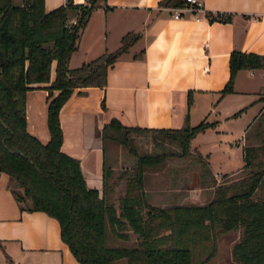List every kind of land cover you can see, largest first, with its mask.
<instances>
[{"label": "trees", "instance_id": "trees-1", "mask_svg": "<svg viewBox=\"0 0 264 264\" xmlns=\"http://www.w3.org/2000/svg\"><path fill=\"white\" fill-rule=\"evenodd\" d=\"M96 1L64 0L45 8L43 0H0V170L11 178L14 196L18 201L29 199L28 208L53 215L59 236L84 264H201L214 252L215 237L239 226L237 238L229 245L235 264H264L263 140L242 146L247 168L232 179L216 182L206 161L197 158L198 183L213 184L208 199L166 204L147 199L144 183L149 169L161 168L169 155L189 154L190 138L215 120L201 118L190 124L186 117L179 126H145L110 116L101 127L104 160L100 190L86 183L78 157L60 147L58 113L62 103L76 86L103 84L108 65L139 36L138 31L127 30L116 47L69 65V56ZM184 2L158 0L170 7ZM206 12L208 18L229 16L225 11L224 15ZM241 66H264V52L232 48L220 93L232 90L234 73ZM32 86L47 88L49 137L45 141L26 127L25 92ZM145 131L158 143L168 140L179 147L144 148L135 133ZM118 150L132 154L133 163L116 208L106 187L111 171L108 161ZM196 252L203 256L196 258Z\"/></svg>", "mask_w": 264, "mask_h": 264}, {"label": "crops", "instance_id": "crops-1", "mask_svg": "<svg viewBox=\"0 0 264 264\" xmlns=\"http://www.w3.org/2000/svg\"><path fill=\"white\" fill-rule=\"evenodd\" d=\"M63 1L43 3L50 8ZM201 1L199 17L187 10L174 16L172 8L158 0H97L92 7L69 65L116 47L127 30L139 36L108 65L103 84L74 87L59 108L60 147L78 157L88 185L101 189V127L112 115L126 124L145 126H179L186 117L190 124L201 118L215 120L190 138L193 154L187 155L202 157L216 182L244 167L246 133L264 109V66L237 68L232 90L219 89L228 76L232 48L264 52V0ZM205 10L229 16L207 18ZM53 66L54 61L51 77ZM46 92L43 86L25 92L26 127L42 141L49 137ZM253 101L258 103L252 109ZM209 114L212 118L206 117ZM241 114L246 119L235 131L231 124ZM209 133L214 138L204 145ZM108 162L115 166L114 159ZM192 173L198 182V172ZM10 183L9 175L0 170V264H84L59 236L57 219L28 208L29 199L18 201ZM202 186L191 190L202 192Z\"/></svg>", "mask_w": 264, "mask_h": 264}, {"label": "rangeland", "instance_id": "rangeland-1", "mask_svg": "<svg viewBox=\"0 0 264 264\" xmlns=\"http://www.w3.org/2000/svg\"><path fill=\"white\" fill-rule=\"evenodd\" d=\"M19 1V0H18ZM253 97V96H252ZM258 102L253 101L252 109ZM251 109V111H252ZM212 118L211 114L206 116ZM246 115L241 114L239 120L233 125L234 130L238 129L240 121H243ZM199 119V118H197ZM226 124V123H225ZM222 123V126L225 125ZM260 134L254 132L258 127ZM237 133V132H235ZM214 136V135H213ZM211 133L204 136V145H209L214 138ZM136 141L144 148L158 150L162 146L177 149L179 146L173 141H164L163 144L155 141V138L149 131L135 133ZM264 141V112L261 118L256 117L252 121L251 126L246 133V142H258ZM193 154V152H190ZM113 156V155H112ZM115 166L111 168L110 174L107 178L106 192L111 202L117 208L118 206V194L124 190L125 180L132 171L133 155L118 150L115 153L114 158ZM247 167H243L230 176H221L219 181L227 180V178H235L246 171ZM200 169L199 159H195L189 155H169L165 158L164 165L161 168L149 169V176L145 180L144 187L147 191L148 200L155 204H166L170 202H203L208 199L211 194V186H202V192L200 189L191 188L199 184L195 179V174L192 172H198ZM206 176L205 179L208 180ZM206 180V181H207ZM210 180V178H209ZM209 180L206 183H209ZM200 185V184H199ZM196 190V191H195ZM257 192V190H256ZM239 228L230 230L228 232L222 231L215 237V250L209 255L201 264H235L234 258L230 252L229 245L233 240L237 238V234L240 232ZM200 252L195 253L196 258L203 256Z\"/></svg>", "mask_w": 264, "mask_h": 264}, {"label": "built area", "instance_id": "built-area-1", "mask_svg": "<svg viewBox=\"0 0 264 264\" xmlns=\"http://www.w3.org/2000/svg\"><path fill=\"white\" fill-rule=\"evenodd\" d=\"M201 7H202V1L201 0H185V2L180 4V5L171 6L172 14L174 16L182 15L183 11L187 10L194 17L200 16L197 11L200 10ZM215 12H213V13H215ZM204 13H205V16L208 18L210 13L206 12V10ZM217 15H224V12L218 11ZM71 19L73 20L74 18H71Z\"/></svg>", "mask_w": 264, "mask_h": 264}]
</instances>
